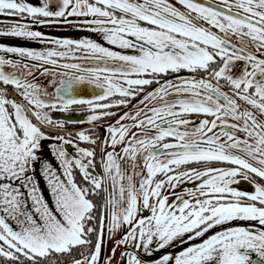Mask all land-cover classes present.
<instances>
[{"label":"snow or ice","instance_id":"snow-or-ice-1","mask_svg":"<svg viewBox=\"0 0 264 264\" xmlns=\"http://www.w3.org/2000/svg\"><path fill=\"white\" fill-rule=\"evenodd\" d=\"M0 15L19 17L0 35L53 45L0 41L17 54H0V264H114L121 246L115 264H264V0H0ZM51 22L107 45L30 26ZM38 68L63 72L53 93L26 78ZM73 105L87 115H52Z\"/></svg>","mask_w":264,"mask_h":264},{"label":"flooded vegetation","instance_id":"flooded-vegetation-1","mask_svg":"<svg viewBox=\"0 0 264 264\" xmlns=\"http://www.w3.org/2000/svg\"><path fill=\"white\" fill-rule=\"evenodd\" d=\"M31 2L35 3V4H39V3H43L44 0H31ZM218 3L221 2V0H217ZM19 19V17L16 16H6V15H0V26H7L4 22L5 21H9V20H16ZM70 19H75V17H72ZM32 28L34 29H38L42 32H44L50 39H54V38H70V39H83L85 37L91 38V39H96L98 42L101 43H105L107 45L106 41H103V38L101 36V34L99 32L93 31L92 29L95 28L96 26L92 25H77L74 23H69V22H64V23H60V22H51L48 24H31L30 25ZM234 39H236L235 37H233ZM0 41L2 42H6L10 45L13 46H19V47H33V48H46V47H51L53 46L51 43H46L43 42V40L41 38H28V37H21V36H15V35H0ZM0 54H5V55H12L13 57H16L17 54L14 53H0ZM44 67H51V65L45 64ZM6 70H12L10 67L7 68ZM23 70V69H21ZM42 74L43 78L41 79L42 81L45 82V85L47 86V91L49 93H53L54 89H55V84L59 83L60 77L63 74V72H57L55 74V83L49 84L48 81L53 79V74L51 72L49 73H44L42 68H38V69H34L32 71V74L27 76L26 78L28 80H35L38 83L37 77ZM45 75V77H44ZM11 89V85L8 86ZM77 91L79 94H84V95H92V94H98L99 93V89L98 88H94L89 84H83L80 85L77 88ZM140 97H136L129 105L126 106V108L124 110H127L128 108H131L133 110H136L138 108L144 107V105L141 104H137L136 100H139ZM152 104H147V107H152ZM80 107L79 105H73L71 107V109L68 112H64L60 109H53L52 110V115L56 116V117H64V118H72L73 120H79L83 117H85L87 115V112H82V111H77L76 109ZM113 119H115V117H113ZM98 123V122H97ZM87 124H82V123H68L66 124V127L68 129H79L81 127H87ZM100 135H103V129L101 128V131L99 133ZM46 148L43 151V155L49 159L50 162L53 163V165L62 172V169L60 168V164L59 161L56 159V156L54 154V149L52 148V144L55 143L54 140H45L44 141ZM82 146H90L87 142H80ZM120 146H117V149H119ZM68 151L71 154L72 152H74V148L71 144L68 145ZM99 154L97 153V171L100 170V165H99V158H98ZM41 161H37L35 168H38L39 165H41ZM120 164H121V168L122 170H125L126 175L128 173L132 172V166H131V161L128 157H124L120 160ZM76 179L79 180L81 179V174L77 171L76 172ZM133 179L138 183L139 182V177L135 176L133 177ZM125 183H127L126 179L124 181ZM108 187H109V191H112V182L111 180H109L108 182ZM240 187L242 188H248L250 187V185H248L246 182L241 181L240 183ZM125 195H127V192H125ZM116 196L117 198H119V190L118 188L116 189ZM126 201L121 202L122 206L123 204H125ZM123 231V229H121V232ZM117 236L120 235V233L118 232L116 234ZM116 238V236H113L111 240V244H110V248L109 250L113 247V240ZM122 247L117 248V250L120 252L122 250ZM105 252L107 251L106 249V244L104 246ZM149 258H153V257H149Z\"/></svg>","mask_w":264,"mask_h":264},{"label":"rangeland","instance_id":"rangeland-1","mask_svg":"<svg viewBox=\"0 0 264 264\" xmlns=\"http://www.w3.org/2000/svg\"><path fill=\"white\" fill-rule=\"evenodd\" d=\"M44 77H45V75H44ZM42 78H43L42 74H40L37 77L38 83H41L44 87H47L45 85V82L41 80ZM30 174L34 175L35 182H36V184H38L40 193H42L44 195V198L49 202V205L54 207V202L52 200L51 190L48 187L47 179L45 178V175L41 169V165H39L38 168H35L34 171H30ZM25 192H26V190H25ZM28 199H29V205H31V199L30 198H28ZM110 244H111V240H108L106 243L107 251L102 252V255L110 254V252H109ZM116 251H117V256L113 258L114 264H115L116 259L119 256V253H120L118 250H116ZM121 264H123V262H121Z\"/></svg>","mask_w":264,"mask_h":264},{"label":"water","instance_id":"water-1","mask_svg":"<svg viewBox=\"0 0 264 264\" xmlns=\"http://www.w3.org/2000/svg\"><path fill=\"white\" fill-rule=\"evenodd\" d=\"M104 246H105V245H104ZM104 246H103V252H105Z\"/></svg>","mask_w":264,"mask_h":264}]
</instances>
